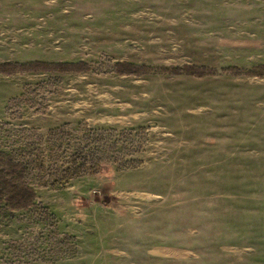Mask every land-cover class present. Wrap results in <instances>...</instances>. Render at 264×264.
<instances>
[{"label": "rangeland", "instance_id": "obj_1", "mask_svg": "<svg viewBox=\"0 0 264 264\" xmlns=\"http://www.w3.org/2000/svg\"><path fill=\"white\" fill-rule=\"evenodd\" d=\"M33 62L82 65L0 74V264H264V0H0Z\"/></svg>", "mask_w": 264, "mask_h": 264}, {"label": "trees", "instance_id": "obj_2", "mask_svg": "<svg viewBox=\"0 0 264 264\" xmlns=\"http://www.w3.org/2000/svg\"><path fill=\"white\" fill-rule=\"evenodd\" d=\"M82 64H72V63H55V64H46L42 62H33L29 64H19V63H3L0 64V74L10 76L13 73H67L77 71ZM127 68L128 65L124 64ZM122 64H116L119 72H122ZM172 74H177L183 72L189 76L197 75L201 77L205 69H196V67L183 66L181 69H172L170 70ZM7 201L9 205L13 208L21 209L29 206L34 198L33 190L25 187L24 184L20 183L17 186L14 185H5Z\"/></svg>", "mask_w": 264, "mask_h": 264}]
</instances>
